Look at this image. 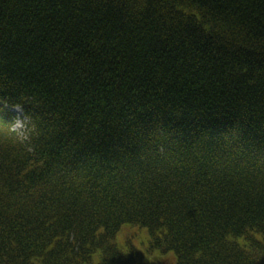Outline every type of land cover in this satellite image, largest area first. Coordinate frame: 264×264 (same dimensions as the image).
<instances>
[{
    "label": "trees",
    "instance_id": "trees-1",
    "mask_svg": "<svg viewBox=\"0 0 264 264\" xmlns=\"http://www.w3.org/2000/svg\"><path fill=\"white\" fill-rule=\"evenodd\" d=\"M0 264H264V0H0Z\"/></svg>",
    "mask_w": 264,
    "mask_h": 264
},
{
    "label": "clouds",
    "instance_id": "clouds-1",
    "mask_svg": "<svg viewBox=\"0 0 264 264\" xmlns=\"http://www.w3.org/2000/svg\"><path fill=\"white\" fill-rule=\"evenodd\" d=\"M8 127L16 132L18 139L21 141L29 139L32 134H38L37 126L31 123L27 114L16 117L12 122L8 123Z\"/></svg>",
    "mask_w": 264,
    "mask_h": 264
},
{
    "label": "rangeland",
    "instance_id": "rangeland-1",
    "mask_svg": "<svg viewBox=\"0 0 264 264\" xmlns=\"http://www.w3.org/2000/svg\"><path fill=\"white\" fill-rule=\"evenodd\" d=\"M16 112L18 113V111L16 110ZM133 231H135V230H128V232L127 233H131V232H133ZM125 232H124V239H125Z\"/></svg>",
    "mask_w": 264,
    "mask_h": 264
}]
</instances>
